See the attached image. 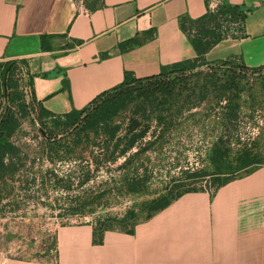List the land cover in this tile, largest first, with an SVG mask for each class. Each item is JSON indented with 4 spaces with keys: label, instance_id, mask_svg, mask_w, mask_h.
I'll use <instances>...</instances> for the list:
<instances>
[{
    "label": "crops",
    "instance_id": "0c3cea01",
    "mask_svg": "<svg viewBox=\"0 0 264 264\" xmlns=\"http://www.w3.org/2000/svg\"><path fill=\"white\" fill-rule=\"evenodd\" d=\"M210 1L0 0V62L22 64L45 111H79L126 76L146 78L196 59V28L186 33L180 21L204 17ZM218 2L245 11L244 36L221 40L203 60L264 65V0ZM55 238V260L6 264H264V165L182 194L135 226L99 233L69 225Z\"/></svg>",
    "mask_w": 264,
    "mask_h": 264
},
{
    "label": "rangeland",
    "instance_id": "374dc122",
    "mask_svg": "<svg viewBox=\"0 0 264 264\" xmlns=\"http://www.w3.org/2000/svg\"><path fill=\"white\" fill-rule=\"evenodd\" d=\"M221 27L224 35L230 34L226 39L244 36L237 24L223 21ZM242 88L236 117L226 124L215 127L224 114L219 108L223 104H200L183 110L175 126L149 147L146 142L160 129L141 111L140 126L130 136L147 125L151 128L134 146H128L125 139L136 107L116 118L121 125L117 138L122 139L117 149L113 148L115 140L105 147L103 134H89V140L67 149L71 136L59 132L48 145L39 131L38 110L32 109L11 140L21 151L20 160L12 165L16 172L0 187V264L53 261L60 227L135 226L148 219L152 200L162 197L171 202L187 192L209 191L219 180H232L264 165V70L247 73ZM24 98L29 101L25 94ZM219 138L230 143V151L219 163H212L210 153ZM244 151L255 165L239 172L237 156ZM129 180L142 181L137 193L127 190Z\"/></svg>",
    "mask_w": 264,
    "mask_h": 264
},
{
    "label": "trees",
    "instance_id": "16d2710c",
    "mask_svg": "<svg viewBox=\"0 0 264 264\" xmlns=\"http://www.w3.org/2000/svg\"><path fill=\"white\" fill-rule=\"evenodd\" d=\"M244 12L237 7L222 4L216 13L208 12L195 22L181 19L180 25L184 32L191 33L193 28H196L195 35L191 39L192 46L198 54L196 59L173 64L167 69L162 68L159 74L146 78L134 79L126 76L121 85L100 94L88 107L79 111L72 110L64 115H53L45 111L37 105L32 93L29 101H25L19 81L25 86H30V84L29 77L28 79L20 77L22 64L18 61L0 62V187L3 180L13 176L16 172V168L12 165L20 160L21 151L11 140L32 109L37 108L38 110L37 118L42 126L39 131L44 132V143L48 142L47 144L50 145L49 142H54L55 133L70 134L72 142L71 147L67 149L77 147L85 139L89 140V134L96 137L103 134L105 147L115 140L116 144L113 148L117 149L122 139L117 138L121 125L116 124L115 121L121 112L131 107L138 109L134 110L135 115L129 119L127 126L128 134L125 135V139H127L128 146H134L139 140L144 139L147 130L151 128L147 125L130 136V133L140 126V120L137 117L140 111L142 116L149 122L154 121L156 127L160 129L158 135H153L152 141L146 142L148 147L156 140H161L166 131L175 126L174 121L182 115L183 110H191L197 105L206 103L221 106L223 104L219 108L224 114L222 119L215 123V127L222 126L227 120L236 117L241 95L244 92L242 83L246 74H259L264 70V65L248 68L243 64L229 61L206 63L203 55L212 46L230 36V34L224 35L221 31V22L229 21L239 25L241 29L245 17ZM201 22H204L203 26L197 27ZM231 36H235V30H231ZM202 39L205 40L204 43L201 42ZM14 109L17 110V114ZM66 145L70 146L69 143ZM213 146L210 160L212 163H219L228 156L230 143L219 138ZM59 149L64 151L63 147ZM55 153L59 154L58 149H55ZM237 165L239 172L247 171L255 165V162L248 152L244 151L237 156ZM190 178H197V175H191ZM228 180H219L218 185ZM141 182L129 180L126 188L131 193H137ZM168 203L170 202H166L162 197L152 200L147 207L148 218ZM119 225L128 227L123 223ZM94 227L96 231L102 233L112 226L99 223Z\"/></svg>",
    "mask_w": 264,
    "mask_h": 264
},
{
    "label": "built area",
    "instance_id": "2783aa9c",
    "mask_svg": "<svg viewBox=\"0 0 264 264\" xmlns=\"http://www.w3.org/2000/svg\"><path fill=\"white\" fill-rule=\"evenodd\" d=\"M76 1L79 4V7H82L83 0H76ZM208 6H209L208 7L209 12L216 13L219 6H220V3L218 2V0H211ZM20 77L26 78V75H25L23 70L20 74ZM19 85H20V89L23 91L26 98L29 97V99H30L31 93H30V90L28 89V87L23 85L21 81H19Z\"/></svg>",
    "mask_w": 264,
    "mask_h": 264
}]
</instances>
